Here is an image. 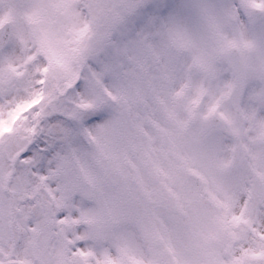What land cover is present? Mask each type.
Listing matches in <instances>:
<instances>
[{
  "label": "snow or ice",
  "instance_id": "6c2138e0",
  "mask_svg": "<svg viewBox=\"0 0 264 264\" xmlns=\"http://www.w3.org/2000/svg\"><path fill=\"white\" fill-rule=\"evenodd\" d=\"M0 264H264V0H0Z\"/></svg>",
  "mask_w": 264,
  "mask_h": 264
}]
</instances>
